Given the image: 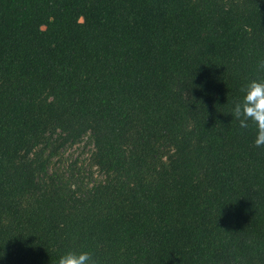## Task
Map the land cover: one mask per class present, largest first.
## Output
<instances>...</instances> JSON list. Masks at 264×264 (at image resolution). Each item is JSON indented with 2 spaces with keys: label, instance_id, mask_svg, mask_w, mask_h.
Listing matches in <instances>:
<instances>
[{
  "label": "trees",
  "instance_id": "obj_1",
  "mask_svg": "<svg viewBox=\"0 0 264 264\" xmlns=\"http://www.w3.org/2000/svg\"><path fill=\"white\" fill-rule=\"evenodd\" d=\"M260 59L264 0H0V264H264Z\"/></svg>",
  "mask_w": 264,
  "mask_h": 264
},
{
  "label": "clouds",
  "instance_id": "obj_2",
  "mask_svg": "<svg viewBox=\"0 0 264 264\" xmlns=\"http://www.w3.org/2000/svg\"><path fill=\"white\" fill-rule=\"evenodd\" d=\"M256 77L250 78L240 89L242 96L237 99L230 114L239 129L255 127L254 147L264 150V59L257 61ZM58 264H99L91 251L69 250L61 255Z\"/></svg>",
  "mask_w": 264,
  "mask_h": 264
},
{
  "label": "rangeland",
  "instance_id": "obj_3",
  "mask_svg": "<svg viewBox=\"0 0 264 264\" xmlns=\"http://www.w3.org/2000/svg\"><path fill=\"white\" fill-rule=\"evenodd\" d=\"M93 149V144L89 136L86 135L80 141L60 148L53 159V166L61 168L62 171L66 168H72L85 177L90 176L92 173V176L95 177L96 170L89 167V157Z\"/></svg>",
  "mask_w": 264,
  "mask_h": 264
}]
</instances>
